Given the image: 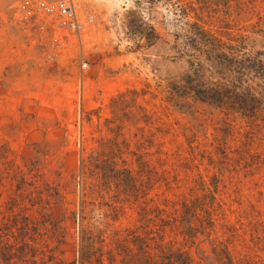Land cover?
<instances>
[{"label":"rangeland","instance_id":"1","mask_svg":"<svg viewBox=\"0 0 264 264\" xmlns=\"http://www.w3.org/2000/svg\"><path fill=\"white\" fill-rule=\"evenodd\" d=\"M238 1L233 34L264 30V0ZM15 2L0 0V264H264V128L173 93L189 0H76L57 105L6 75L15 42L54 50Z\"/></svg>","mask_w":264,"mask_h":264},{"label":"trees","instance_id":"2","mask_svg":"<svg viewBox=\"0 0 264 264\" xmlns=\"http://www.w3.org/2000/svg\"><path fill=\"white\" fill-rule=\"evenodd\" d=\"M231 8L243 11L238 0H189L179 6L182 19L187 17L190 22L185 24L186 34L178 50L191 68L183 76L184 84L173 93L179 97L183 91L199 102L239 114L264 128L262 20L259 17L241 34H233L241 29L233 32ZM209 24L217 30L204 29Z\"/></svg>","mask_w":264,"mask_h":264},{"label":"built area","instance_id":"3","mask_svg":"<svg viewBox=\"0 0 264 264\" xmlns=\"http://www.w3.org/2000/svg\"><path fill=\"white\" fill-rule=\"evenodd\" d=\"M12 12L17 24L50 34L54 49L70 39L81 42L83 37L84 26L77 13L76 0H16ZM57 30L62 31L61 39ZM86 66L82 64V69Z\"/></svg>","mask_w":264,"mask_h":264},{"label":"crops","instance_id":"4","mask_svg":"<svg viewBox=\"0 0 264 264\" xmlns=\"http://www.w3.org/2000/svg\"><path fill=\"white\" fill-rule=\"evenodd\" d=\"M6 26H1V29L5 30ZM2 30V31H3ZM7 31L9 34L11 35H16L19 33V30L15 27V26H11V28H7ZM11 31V32H10ZM13 32V34H12ZM1 42L5 43L6 45H8V41H4L1 40ZM15 48L13 49V56L9 57V55H7L4 60L5 63H10L11 64H7L4 67L8 68V71L6 73V75H9V71H11L12 69H14L15 67H21L23 71V79H24V84L25 87L27 86V91H31V87H32V92H36L39 89H36V86L31 85V81L34 80L35 77H38V81H37V87H39L40 89H42L44 92H49L47 94H49V98L48 95L44 97L45 100H49L52 103H54L55 105H57V85H64L67 84L66 81H57V70L60 71L59 67L57 68V53L55 52V49L52 51V49H47V48H31L30 44H28L27 48H23L19 44H16V42L14 43ZM48 47V46H46ZM43 59H50L52 61H54V63L52 64V68H47V69H41V67H38V62H41V60ZM64 60H69V58L67 57V54H61V56L59 57L58 61H64ZM60 66V64L58 65ZM26 69V70H25ZM36 72V75H34L33 73ZM43 72L42 75H40ZM11 73V72H10ZM40 75V76H39ZM40 90V91H42Z\"/></svg>","mask_w":264,"mask_h":264}]
</instances>
